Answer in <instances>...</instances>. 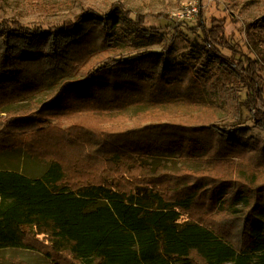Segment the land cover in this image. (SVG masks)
I'll return each mask as SVG.
<instances>
[{
    "label": "trees",
    "instance_id": "obj_1",
    "mask_svg": "<svg viewBox=\"0 0 264 264\" xmlns=\"http://www.w3.org/2000/svg\"><path fill=\"white\" fill-rule=\"evenodd\" d=\"M143 20L0 26V153L47 167L40 178L0 169V251L53 264H264V147L241 125L246 107L264 130L259 63L214 18L197 28L213 67L170 64L141 51ZM174 154L204 167L157 161Z\"/></svg>",
    "mask_w": 264,
    "mask_h": 264
},
{
    "label": "rangeland",
    "instance_id": "obj_2",
    "mask_svg": "<svg viewBox=\"0 0 264 264\" xmlns=\"http://www.w3.org/2000/svg\"><path fill=\"white\" fill-rule=\"evenodd\" d=\"M194 9L197 12H193ZM87 15L133 19L141 16L144 18L143 30L151 33L141 43V51L163 53L170 64L192 66L204 63L208 67H213V64L206 57L202 33L197 28L202 19L209 25L214 18L223 19L228 36L259 63L260 75L264 79V0H0V26L7 23L48 30ZM208 99L218 108L221 118L228 117L226 108L218 107L217 98ZM27 106V102H22L12 105V108ZM242 111L241 125L251 128L248 136L251 146L264 147V130L256 127L246 107ZM230 136L234 137L232 129ZM157 161L172 172L183 166L192 170L204 167L181 160L176 154ZM0 169L16 170L30 178H40L47 167L23 150H14L0 153ZM236 208L242 209L243 204ZM0 264L53 262L36 250L3 249L0 251Z\"/></svg>",
    "mask_w": 264,
    "mask_h": 264
},
{
    "label": "built area",
    "instance_id": "obj_3",
    "mask_svg": "<svg viewBox=\"0 0 264 264\" xmlns=\"http://www.w3.org/2000/svg\"><path fill=\"white\" fill-rule=\"evenodd\" d=\"M192 11H193V12H197L196 9H194V10H192ZM190 13H191V12H190ZM186 16H187V17H190V14H189V15L187 14Z\"/></svg>",
    "mask_w": 264,
    "mask_h": 264
}]
</instances>
